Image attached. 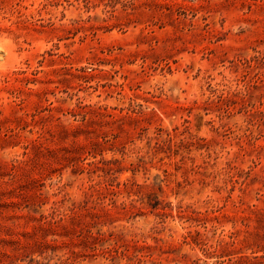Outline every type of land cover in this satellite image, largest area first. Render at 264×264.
<instances>
[{
    "label": "rangeland",
    "instance_id": "374dc122",
    "mask_svg": "<svg viewBox=\"0 0 264 264\" xmlns=\"http://www.w3.org/2000/svg\"><path fill=\"white\" fill-rule=\"evenodd\" d=\"M0 264H264V0H0Z\"/></svg>",
    "mask_w": 264,
    "mask_h": 264
}]
</instances>
